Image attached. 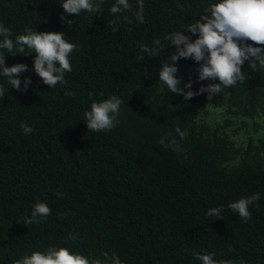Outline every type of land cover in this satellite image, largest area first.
I'll use <instances>...</instances> for the list:
<instances>
[{
	"label": "trees",
	"instance_id": "1",
	"mask_svg": "<svg viewBox=\"0 0 264 264\" xmlns=\"http://www.w3.org/2000/svg\"><path fill=\"white\" fill-rule=\"evenodd\" d=\"M61 2L0 0V24L13 40L27 27L62 32L79 45L66 86L52 88L35 74L34 53L0 50L7 67L27 65L20 79L32 81L19 92L0 77L6 89L0 98V264L49 246L102 261L103 253L115 254L123 264H201L193 251L264 264V68H250V57L242 65L245 82L211 101L207 93L185 101L159 85L160 65L175 51L164 36L210 16L204 10L219 0H144V22L133 18L132 24L110 14L115 0H105L99 14L78 16L64 13ZM129 2L135 9L137 0ZM61 15L73 23H62ZM156 38L165 48L159 56L141 51ZM175 66L181 87L191 81L195 92L219 83L198 81L192 59ZM68 90L74 98L65 96ZM114 95L124 101L119 125L90 133L83 113ZM25 121L31 135L20 127ZM239 134L244 145L232 140ZM162 135L168 146L159 144ZM257 192L247 222L227 207ZM38 201L51 215L25 224ZM222 205V219L206 215Z\"/></svg>",
	"mask_w": 264,
	"mask_h": 264
},
{
	"label": "clouds",
	"instance_id": "2",
	"mask_svg": "<svg viewBox=\"0 0 264 264\" xmlns=\"http://www.w3.org/2000/svg\"><path fill=\"white\" fill-rule=\"evenodd\" d=\"M105 0H62L61 7L64 13L69 15H80L82 11L90 14H99L103 11L102 5ZM182 8V6H181ZM110 14L122 17L120 22L132 24L133 18L144 22V0H137L136 8L133 9L129 0H115L109 8ZM211 15H201L199 20L189 23L187 30L172 32L164 36V42L174 47L175 51L170 53L160 65L159 85L166 87L170 93L180 95L185 101L196 96L207 93V99L211 101L214 96L220 94L224 88L236 87L246 80L242 65L249 58H254L249 65L255 69L257 66L264 68V47H253L247 41L255 45H264V0H219L204 10ZM128 13V15H124ZM62 23L71 25L72 20H65L61 15ZM117 20L111 22L112 32L118 30ZM119 24V23H118ZM191 33V36L184 33ZM192 36H196L194 41ZM12 32L8 27L0 24V50H6L12 56L14 53L35 54L33 61L34 72L49 88L57 84L66 86L65 74L72 72L70 55L78 50L79 45L68 42L62 32H37L32 28H25L24 34L12 38ZM152 47L141 44L142 52L150 56H159L165 49L159 38L152 41ZM169 48V47H168ZM167 49V48H166ZM6 56L0 51V77H3L11 88L19 92H26L32 83L30 77L23 81L20 75L28 71L25 64H15L7 67ZM183 59H192L199 67L198 81L218 80L219 83H210L207 86L201 85L198 91H192V82L182 84V78L177 76L178 68L175 62ZM15 77V78H14ZM185 89H188L185 91ZM6 89L0 85V98L5 96ZM65 96L75 97L71 90L66 91ZM124 101L118 96H111L100 102H92L90 110L83 113L84 123L90 133L108 132L119 125L118 119L120 106ZM20 127L25 135H31L33 128L28 123L22 122ZM175 131L183 138L184 133L176 128ZM168 138L164 135L158 141L162 146L166 145ZM63 194L56 192V196ZM260 193H254L247 197L228 204V208L238 214L247 222L251 218L249 207L257 204ZM258 206V205H257ZM224 206L208 209L206 215L216 216L222 219L221 213ZM52 209L43 202L33 205L30 218L26 215L25 224H38L47 220ZM70 235L69 239H76ZM229 251L234 249L229 247ZM201 264H235L231 259L217 261L215 252L201 254L191 252ZM223 255V253H221ZM123 264L118 256H109L103 253V261L81 255L77 252H70L68 248L49 246L46 251H34L30 255L25 254L19 259L12 261V264Z\"/></svg>",
	"mask_w": 264,
	"mask_h": 264
},
{
	"label": "rangeland",
	"instance_id": "3",
	"mask_svg": "<svg viewBox=\"0 0 264 264\" xmlns=\"http://www.w3.org/2000/svg\"><path fill=\"white\" fill-rule=\"evenodd\" d=\"M232 140L235 141V142H241V143H243V145L246 142V139H245L243 134L232 136Z\"/></svg>",
	"mask_w": 264,
	"mask_h": 264
}]
</instances>
